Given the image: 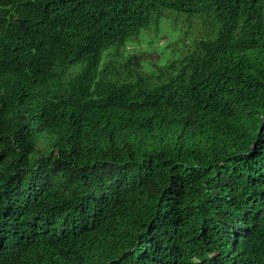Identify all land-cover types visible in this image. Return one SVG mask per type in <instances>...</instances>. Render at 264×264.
<instances>
[{"label":"trees","instance_id":"obj_1","mask_svg":"<svg viewBox=\"0 0 264 264\" xmlns=\"http://www.w3.org/2000/svg\"><path fill=\"white\" fill-rule=\"evenodd\" d=\"M0 264H264V0H0Z\"/></svg>","mask_w":264,"mask_h":264},{"label":"rangeland","instance_id":"obj_2","mask_svg":"<svg viewBox=\"0 0 264 264\" xmlns=\"http://www.w3.org/2000/svg\"><path fill=\"white\" fill-rule=\"evenodd\" d=\"M165 17L157 33L143 32L139 41L127 48V51L137 52L143 66L155 74H160L169 59L206 31L199 20L192 19L188 28L181 16L168 13Z\"/></svg>","mask_w":264,"mask_h":264},{"label":"clouds","instance_id":"obj_3","mask_svg":"<svg viewBox=\"0 0 264 264\" xmlns=\"http://www.w3.org/2000/svg\"><path fill=\"white\" fill-rule=\"evenodd\" d=\"M147 32H149V31H147ZM145 33V32H144ZM142 36V35H141ZM140 61H141V59H140ZM141 63H142V61H141ZM143 65V64H142Z\"/></svg>","mask_w":264,"mask_h":264}]
</instances>
